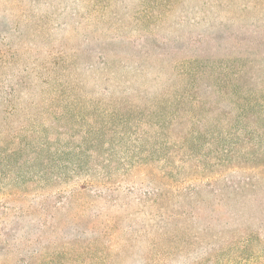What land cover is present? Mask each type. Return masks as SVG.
Wrapping results in <instances>:
<instances>
[{
  "label": "rangeland",
  "instance_id": "rangeland-1",
  "mask_svg": "<svg viewBox=\"0 0 264 264\" xmlns=\"http://www.w3.org/2000/svg\"><path fill=\"white\" fill-rule=\"evenodd\" d=\"M11 75L0 264H264V197L163 200L189 163L264 164V0H0Z\"/></svg>",
  "mask_w": 264,
  "mask_h": 264
},
{
  "label": "trees",
  "instance_id": "trees-1",
  "mask_svg": "<svg viewBox=\"0 0 264 264\" xmlns=\"http://www.w3.org/2000/svg\"><path fill=\"white\" fill-rule=\"evenodd\" d=\"M56 61L49 62L50 72L48 71L49 80L42 81L46 85L52 81L53 87L58 91H62L66 84L61 78H52L51 73L55 72ZM36 79V78H35ZM48 79V78H47ZM37 80V79H36ZM22 79L16 75L7 76L0 82V90H6L4 95L2 94L3 100H10L13 96L14 91L18 85H21ZM235 83H238L235 81ZM239 84V83H238ZM39 85V84H38ZM50 85V84H49ZM208 131H200V136H206ZM188 136L184 137V141H187ZM195 136L190 135V143L193 144L196 139ZM191 154L192 158L195 159L194 155ZM220 165H223L220 164ZM208 164L202 162H192L186 166L183 171H180L174 175L173 184L174 189L170 188L169 180H165V186L163 187V200L167 203L170 199L174 201L172 210H166L171 214H176L177 216L182 215L184 203L193 205L195 207L200 203H207L210 200L217 198V202L220 201H233L238 202L240 199L245 197H264V188L256 187L257 184H261L264 181V164H261L255 169H250V172H242L241 174H221V171L211 172L208 169ZM236 169V168H235ZM166 176V174H165ZM226 181L229 183L228 188H219V182ZM172 182V181H171ZM101 184L102 182H98ZM209 186V193L202 194L200 187ZM260 190V191H259ZM212 198V199H211Z\"/></svg>",
  "mask_w": 264,
  "mask_h": 264
}]
</instances>
